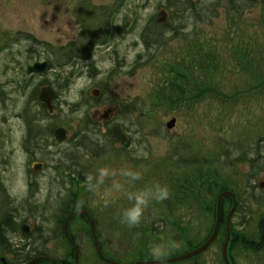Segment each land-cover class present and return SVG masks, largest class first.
Instances as JSON below:
<instances>
[{
  "label": "rangeland",
  "instance_id": "374dc122",
  "mask_svg": "<svg viewBox=\"0 0 264 264\" xmlns=\"http://www.w3.org/2000/svg\"><path fill=\"white\" fill-rule=\"evenodd\" d=\"M115 3L116 0H0V40L5 36V43H8V47L0 53V194L7 192L10 197L2 196L0 205L5 206L6 200H12L13 203H9L6 208L17 214L16 220L20 224L26 220L33 230L34 227L46 230L48 236L49 230H52L50 228H53L51 221L60 208L59 202L66 199L68 192L66 187L69 180L62 184L54 169L65 156L78 152L81 165L90 166L91 161L86 160L94 157L93 150L107 154L91 164V175L98 177V170L103 167L115 170L117 174L106 177L96 190H88L93 191L89 193L88 205L101 208L103 212L111 209L110 207L125 211L134 204V200L128 198L130 194L152 188L158 183L152 170L170 150V141L165 137L167 133L172 140L188 135L211 148L212 140L217 141L220 136L232 140L234 135L237 140L249 121H252L251 126L254 121L258 124L264 122V109L255 110L249 115L241 107L230 115L237 119L236 129L228 118L226 121L222 119V124H216L218 116L225 110L219 107V103L213 102L216 100L211 96L215 94V90L201 85L199 77L203 73L195 71L187 41L175 35L172 29L165 30L166 41L159 46L160 51L155 47L147 48L150 46L142 40V33L148 22L153 18L157 24L168 23L169 18L164 14L162 6V3L165 5V0H121L116 6ZM111 11L114 14H110ZM222 18L217 21L216 29H208L210 33H221L222 27L226 25ZM177 25L180 26V21L176 20L173 26ZM211 36L203 41L215 45ZM219 39L218 46L224 47L222 34ZM79 40L89 46L86 50L76 47L75 53L64 54V57L71 56L70 67L51 68L43 74L27 73V67L35 62L48 61L54 65H59L55 64L59 61L67 62V59L61 57L60 51L63 53L65 46L78 43ZM92 44L95 46H91ZM0 48L3 47L0 45ZM230 49L231 46L226 50ZM221 55V60L236 66L238 53L226 54L221 51ZM228 71L230 77H224L223 81L226 84L230 79L234 83L236 73ZM67 80L69 84H66ZM175 81L190 88L188 94L181 98L185 101L175 99L169 102L159 99L164 93L166 82L168 84ZM41 82L47 83L37 87ZM36 87L39 91L41 88L52 87L57 92L54 117L41 119V123L53 124L52 129L58 126L68 128L70 141L57 144L52 138L51 128L45 133L35 132L29 136L23 106ZM101 89L105 90L103 95L94 96V90ZM201 96L205 98L202 99ZM196 100H199L197 104ZM126 105L132 106L135 111L133 117L125 110ZM91 111L96 114L95 120L86 114H91ZM108 111L111 117L105 119ZM85 116L93 122L87 128L84 126ZM173 119H176V124L168 130L167 124ZM107 120L109 122L106 123ZM115 122L121 124L126 134L132 137L123 158H116L117 150H120L117 145L115 148H107L109 142L112 143L107 127ZM157 126L161 131L157 130ZM81 133L86 134V140L82 139ZM78 143L81 146L77 151L74 146ZM130 158H143L147 161L135 166ZM34 163H41L43 167L35 170ZM237 168L235 170L242 173L248 166L238 164ZM121 169L139 172L143 184H136L141 178L133 180L120 175ZM64 176L72 177L69 170H64ZM235 180H238V185L241 184L240 178ZM114 182L121 184L122 189H113ZM205 192H210V189L205 188ZM79 199L83 202L84 192L79 193ZM29 201L31 202L28 203ZM106 201L109 202L106 204ZM209 204L207 198H201L196 207L192 203V209L186 208L187 204L179 206L180 212L185 209L182 217L186 222L194 223H191L193 230L208 223ZM43 206L47 207L46 211ZM35 207L39 210L36 211ZM78 207L80 206H75L74 210H84ZM256 209L259 214L264 207L258 205ZM168 217L171 219V213ZM87 223V220L78 218L73 223L72 230L78 242L83 243L87 254L95 255L92 238L87 235ZM192 233L189 230L181 234L180 244L183 247L193 243ZM106 234L105 240L112 241L115 249L128 248L124 239L109 237L108 232ZM11 236L15 244L22 241L18 235ZM59 241L47 243L44 246L45 253L57 254L59 259L64 260L68 246ZM182 246H178L179 250ZM46 257L54 259L49 255L37 258ZM201 257V260L191 261L192 264H223L220 244L211 245L202 252ZM55 261L62 264L61 260ZM234 261L236 264H264V252L254 253L241 247L235 252Z\"/></svg>",
  "mask_w": 264,
  "mask_h": 264
},
{
  "label": "trees",
  "instance_id": "16d2710c",
  "mask_svg": "<svg viewBox=\"0 0 264 264\" xmlns=\"http://www.w3.org/2000/svg\"><path fill=\"white\" fill-rule=\"evenodd\" d=\"M118 1L120 2L121 0H116L115 6ZM162 6L169 18L168 23L160 25L152 18V21H149L147 27L143 30L142 40L150 46L147 48L155 47L160 51L159 46L166 41L165 30L172 29L175 35L187 41L190 55L194 59L192 64L195 66V71L203 73L199 77L201 85L204 88L215 90V94H212L211 98L216 100L213 102L219 103V107L225 110L223 114L218 116L216 124H222V119L226 121V118H228L231 125L236 129L237 119L230 116L236 109L242 107L243 112L249 115L255 110L264 109V0H165V5L162 3ZM111 13L114 14V11H111ZM222 14L224 15L223 18L221 17ZM220 18H222L223 22L226 21L221 33L217 31H211L210 33L208 29H216L217 21ZM176 20L180 21V26L174 27L173 23ZM106 24L107 26L109 25L108 17ZM188 30L190 31L188 32ZM221 34L223 42H225L224 47H219L217 44ZM84 35L86 34L84 33ZM210 35H212L210 39L215 40V45L211 42L203 41ZM4 37L0 40V43H2L0 45L3 47L0 48V53L8 47ZM105 38L110 39V37ZM83 42L79 40L78 43L68 45L67 48H64L65 50L61 49L64 52L60 51V55L67 59V62L59 61L55 63L59 65L50 63L48 70L51 68L70 67L69 58L71 56L64 57V54L75 53L76 47L86 50L89 45H84ZM229 46H231V49L226 50ZM221 51H225L226 54L238 53L239 59L235 63V67L229 61L221 60ZM228 70L236 73L237 78L234 83L230 79L229 81L226 80V84L223 81L224 77H230ZM27 73L30 75L35 74L30 73L28 70ZM46 83L41 82L37 87ZM69 83L67 80L66 84ZM37 87L23 106V117L26 119L29 136L35 132L45 133L53 126V124L41 123V119L52 118L54 115L51 116L45 104L39 100L42 88L39 91ZM163 90L164 93L159 96V99L173 102L175 99L185 101V99L181 98L188 94L190 88H185L178 81H175L168 84L166 82ZM100 91L102 95L105 92L104 89ZM193 91L196 92L195 89ZM201 98L203 99L205 96H201ZM198 102L199 100H196L195 104ZM190 104L194 106V104ZM124 108L133 117L132 115H134L135 111H133L132 106L126 105ZM37 110L39 111L37 112ZM251 122L249 121L248 125L246 124L245 130L240 132L237 140H235L234 135L232 140L220 136L217 141L212 140L211 148H207L206 144H202L201 141L196 142V139L193 137L189 138L188 135L172 140L167 133L165 137L170 141V150L161 163L153 167L154 171L152 170V172L160 185L163 181L162 186L169 187L171 195L163 202H151L142 222L135 227H129L122 223L124 211L110 207L111 209L103 212L104 210L101 208L89 207L88 205L89 193L93 192L88 191L89 189L86 186L87 175L91 174V164H94L103 156L106 157L107 154H101L97 150H93L94 157L86 160L91 161L89 162L90 166L81 165L78 152L65 156L60 159L55 170L60 177L58 181H61L62 184L64 181L69 180V184L66 187L68 192L66 199L59 202V211L54 215V219L52 218L53 228H50L52 230H49V236L46 234V230L38 227H34L33 233L22 235L21 224L27 221L24 220L20 224L16 220L17 214L13 210H7L6 207L12 200L11 202L6 200L4 202L5 206L0 205V226L1 223L4 224L0 227V247L4 254L11 256L7 264H28L35 257L42 255H49L55 260H61L62 264H74L75 254L65 238L64 224L67 216L76 209L75 206H80L78 208L86 210L96 222V234L102 252L108 258L124 264H132L139 260L154 261L149 251L151 245L172 240L177 245L179 244L178 246H182L180 244L181 234H185L189 230L193 232V243L190 242L186 247L182 246L180 250L178 247L170 250L169 254L163 259H168L183 251H192L204 244L212 235L215 226V210L213 208L222 193L221 191L226 188L235 190L234 193L238 198L241 196V201L238 199L239 204L231 220L233 234V242L229 249L231 264H236L234 255L240 247L244 246L243 248H246L250 246L251 248H248V250L254 253L264 252V210L259 214L256 213L258 205H263L264 207V122L263 124H258L254 121L252 126ZM92 124L93 122H90L85 116L84 126L87 128ZM217 125L215 126L217 127ZM54 126L56 125L54 124ZM157 130L161 131V128L157 126ZM50 132H52V128ZM87 139L89 140V138ZM84 140H86V136ZM80 143L83 144L84 142ZM80 143L75 144L74 147L80 149ZM88 143L90 144L89 141ZM130 143L117 150L118 157L116 158H123L126 153V147ZM113 145V143L109 142V147L115 148V145ZM93 148L94 144L92 143L91 149ZM130 160L135 166L145 164L147 161V159L145 161L143 158H130ZM238 164L246 165L248 169L243 170L241 173L237 171ZM64 170H69L72 177L64 176ZM236 178L241 180V190L240 186H238V180H235ZM136 184L138 186L142 185L143 179L137 180ZM62 187L65 188L64 186ZM205 188L210 189V192H205ZM80 192H84L83 202H80L79 199ZM2 196L7 198V192L0 194V199L3 200ZM201 198H207L210 202L208 206V223L206 225L201 224L200 229L193 230L191 223H194L191 222L189 224V222H186L182 217L185 209L180 212L179 206L187 204L185 207L192 209V203L196 207ZM222 202L223 211L229 212L232 207V201L226 199ZM43 207L46 211L47 207ZM35 210L38 211L39 209L35 207ZM170 213L171 219L167 218ZM81 218L85 219L84 216ZM237 218L239 219L236 223ZM72 225L73 222L70 224L69 232L72 234L80 251L79 264H108L100 259L97 251L95 255L87 254L86 248L82 246L83 243L78 242L77 236L72 230ZM13 231H16L20 240H22L18 244H15V242L11 243L10 237L12 236L10 233H13ZM107 232L109 237L114 238L116 236L118 239H124L128 248L115 249L112 241L105 240ZM87 235L92 238L90 229ZM225 238L226 226H220L212 245L220 244V248L223 249ZM53 240H60L59 242L62 245L65 246L64 243H66L68 246L67 253L63 256L64 260L59 259L57 254L45 253L46 249L44 246ZM92 241L94 244L93 238ZM256 243H258L259 248L254 246ZM108 244H110L109 247ZM201 255L202 253L183 262L171 264H192L191 261L201 260ZM13 256L15 258H12ZM222 263L225 264L223 258ZM35 264H51V262L42 261Z\"/></svg>",
  "mask_w": 264,
  "mask_h": 264
},
{
  "label": "water",
  "instance_id": "95a60500",
  "mask_svg": "<svg viewBox=\"0 0 264 264\" xmlns=\"http://www.w3.org/2000/svg\"><path fill=\"white\" fill-rule=\"evenodd\" d=\"M164 14L167 15L166 13H164ZM47 68H48V63L47 62L36 63L33 66H30L28 68V71L30 73H42ZM55 98H56V92L51 87L43 88L41 90V92H40V95H39V99L41 100V102H43L47 106V108H48L50 113H53V111H54L53 101H54ZM175 124H176V119H173L170 123L167 124V128L168 129H172L175 126ZM55 137L60 142L66 140L67 137H68L67 130L65 128H63V127L57 128L55 130ZM113 138L117 139L122 144H126L129 141L128 136L123 132V129L120 126L114 127V129H113ZM41 167H42V164H36L34 166L35 170L41 169ZM225 195H230L234 199V196L230 192L224 193L218 198V206H221L222 201H223V197ZM234 204H235V200H234ZM233 211H234V208L230 212L229 217H228V221H227V223H228L227 224V238H226V241H225L224 247H223L225 264H231V261H229V259L227 257V249H228V245H229V242H230V239H231V230H230L229 218H230V215L233 213ZM78 214L84 216L89 222V229H90L92 238L94 240L95 249H96L97 254L100 257V259H102L104 262H107L108 264H122V263H119V262H117L115 260H112L111 258L106 257L103 254L101 246H100V243H99L98 236L96 234V228H95L94 220L90 217L88 212H86L84 210H77V211L73 212L67 218V220L65 221V224H64V235H65L67 241L69 242V244L71 245V247L74 250V254H75V262H74V264H79L80 251H79V248L76 245L75 241L73 240V238L71 237V235L69 233V222L71 221V219L74 216H76ZM219 221H220V216L218 214L217 224H215L214 231H213L212 235L210 236V238L204 244H202L201 246L195 248L194 250L188 252L187 254H185L183 256H180V257H177V258H171V259H169V258L168 259H164V264H171V263L177 262L179 260L189 259V258H192V257L202 253L203 251H205L214 242L215 238L217 237L219 226H220L218 224ZM22 231L24 233H28L29 232L28 228L26 226L23 227ZM1 260H2L3 264H6L5 259H1ZM41 260H48L52 264H60V263L56 262L54 259H52L50 257L35 258L31 262H29L28 264H35V263H37L38 261H41ZM132 264H155V262L151 261V260H144V261L141 260V261H137V262L132 263Z\"/></svg>",
  "mask_w": 264,
  "mask_h": 264
},
{
  "label": "clouds",
  "instance_id": "9594fccd",
  "mask_svg": "<svg viewBox=\"0 0 264 264\" xmlns=\"http://www.w3.org/2000/svg\"><path fill=\"white\" fill-rule=\"evenodd\" d=\"M98 177H94L91 174L87 175L86 186L89 190H96L105 181V178L109 175L115 176L117 173L115 170H109L107 167L100 168L98 170ZM120 175L130 177L133 180L140 179L141 174L131 170L121 169ZM113 189L119 191L122 189V185L119 183H113ZM171 195L168 186H162L157 183L152 188L140 190L134 194L129 195L130 200H134L132 207L123 212L122 223H125L129 227L138 226L145 216L146 211L149 209L151 202H163ZM109 201H106L107 204ZM178 247L177 243L172 240L163 241L150 246V255L153 257L155 264H164V257L169 254L170 250Z\"/></svg>",
  "mask_w": 264,
  "mask_h": 264
},
{
  "label": "bare ground",
  "instance_id": "6f19581e",
  "mask_svg": "<svg viewBox=\"0 0 264 264\" xmlns=\"http://www.w3.org/2000/svg\"><path fill=\"white\" fill-rule=\"evenodd\" d=\"M44 62H47L48 63V67H49V62L48 61H42V62H35L34 64H36V63H44ZM33 64V65H34ZM32 65V66H33ZM100 94H101V91L99 92ZM99 94V95H100ZM62 123V122H61ZM60 127H63V126H58V127H56V128H54V129H52V132H54V137H55V130L57 129V128H60ZM121 127V126H120ZM63 128H65L66 130H67V133L69 134L70 132H69V129L68 128H66V127H63ZM122 128V127H121ZM168 129V128H167ZM168 130H170V129H168ZM55 139H56V141H58L59 143H62V142H65V141H67V140H64V141H62V142H60L56 137H55ZM130 141H132V137H130V138H128ZM130 141H128L126 144H122L123 146L124 145H127V144H129V142ZM107 148H109V144L107 145ZM106 148V149H107ZM37 164H41V163H37ZM42 167H43V164H42ZM41 167V168H42ZM55 169V168H54ZM239 185H241V184H239ZM238 185V186H239ZM263 186V185H262ZM242 189V187L240 186V190ZM222 193L220 194V196L222 195V194H224V193H227V192H230L233 196H234V199L232 198V196H230V195H225L224 197H223V200H226V199H230L231 201H232V207H231V209L229 210V212H224L223 211V205H221V206H218V199H217V202H216V205H215V207L213 208L214 210H215V224H217V218H218V214H219V216H220V221H219V225L220 226H226V238H227V221H228V217H229V214H230V212L233 210V208H234V211H233V213L230 215V218H229V223H230V230H231V239H230V242H229V245H228V249H227V257H228V259H229V261H231V254H230V252H229V249H230V246H231V244H232V240H233V234H232V228H231V220H232V218H233V214L235 213V211H236V208H237V206H238V204H239V200L241 201V196H240V198H238L237 196H236V194L234 193L235 192V190L233 191L232 189H230V188H226L225 190H223V191H221ZM219 196V197H220ZM218 197V198H219ZM239 199V200H238ZM234 200H235V204H234ZM84 211H86V210H84ZM87 212V211H86ZM89 214V213H88ZM90 215V214H89ZM90 217H91V215H90ZM92 218V217H91ZM93 219V218H92ZM89 223V222H88ZM94 224H95V226H96V222L94 221ZM220 226H219V228H220ZM214 228H215V226H214ZM23 229V228H22ZM22 231V230H21ZM214 231V230H213ZM219 231V230H218ZM23 232V231H22ZM24 233V232H23ZM24 234H28V233H24ZM226 238H225V241H226ZM216 239V238H215ZM215 241V240H214ZM225 241H224V243H225ZM214 243V242H213ZM212 243V244H213ZM211 244V245H212ZM210 245V246H211ZM209 246V247H210ZM243 246V245H242ZM254 246L255 247H257V248H259L258 247V243H256V244H254ZM259 246H261V245H259ZM208 247V248H209ZM223 247H224V245H223ZM244 247V246H243ZM241 248V247H240ZM239 248V249H240ZM248 248H251L250 246H247L246 248H244V249H248ZM259 250V249H258ZM249 251H251V250H249ZM190 252V251H189ZM224 250L222 249V258H223V260H224ZM188 253V250L187 251H183V252H181L180 254H178V255H174V256H172V257H169V259H171V258H177V257H180V256H183V255H185V254H187ZM197 256V255H196ZM195 257V256H194ZM35 258H37V257H35ZM34 258V259H35ZM112 260H115V259H112ZM186 259H183V260H179V261H177V262H174V263H180V262H183V261H185ZM42 261H44V260H41V261H38V262H42ZM116 261V260H115ZM139 261H141V260H139ZM37 262V263H38ZM117 262H119V261H117ZM119 263H121V262H119ZM122 264H124V263H122Z\"/></svg>",
  "mask_w": 264,
  "mask_h": 264
},
{
  "label": "flooded vegetation",
  "instance_id": "af4514ba",
  "mask_svg": "<svg viewBox=\"0 0 264 264\" xmlns=\"http://www.w3.org/2000/svg\"><path fill=\"white\" fill-rule=\"evenodd\" d=\"M71 45V44H70ZM91 46H95V45H91ZM97 46H102V45H97ZM68 47V45L67 46H65V48H67ZM100 91L99 90H94V96H98L100 93H99ZM112 111V110H111ZM86 114L90 117V119L93 117V119L94 118H96V114H95V112H92L91 111V114H90V112L88 113V112H86ZM110 111H108V112H106V115L104 116V118L105 119H110ZM95 120V119H94ZM107 122H109L108 120L106 121V123ZM95 124V123H94ZM97 124V123H96ZM116 126H121V124H119V123H117V122H115L114 124H111V126H108L107 127V129H108V132L107 133H109V135H110V139H112V143L114 144V145H117L118 147H121V146H123L122 144H121V142L120 141H118L117 139H114L113 138V129H114V127H116ZM122 127V129H123V132L126 134V132H125V129L123 128V126H121ZM97 131V130H96ZM69 136H71L70 134H68ZM81 135H82V139H84V137H85V135L86 134H83V133H81ZM127 136H128V138H130L129 137V135L128 134H126ZM67 137V139L66 140H69L70 141V137ZM52 138H53V140L55 141L56 139H55V137H54V132H52ZM66 142V141H65ZM65 142H62V143H59L58 141H56V143L57 144H63V143H65ZM37 163H34L33 165L35 166ZM7 198H10L8 195H7ZM0 202H2V199H0ZM31 201H29L28 203H30ZM75 211H77V210H74V211H72V213L73 212H75ZM71 213V214H72ZM70 214V215H71ZM69 215V216H70ZM82 216H80V214H78V215H76V216H74L72 219H71V221L69 222V227H70V224H71V222H73V223H75V221L78 219V218H81ZM67 218H68V216H67ZM66 218V219H67ZM85 218V217H84ZM66 219H65V221H66ZM85 220H87L86 218H85ZM88 221V220H87ZM16 223H17V221H16ZM89 224V223H88ZM4 224L3 223H1V226L0 227H2ZM74 225V224H73ZM24 226H26L27 228H28V234H31V233H33V228H32V226L29 224V223H26V222H23L22 224H21V230H22V228L24 227ZM23 233V232H22ZM70 233V232H69ZM11 235H15V236H17L18 234H17V232L16 231H13V233H10ZM22 235H24V233L22 234ZM70 235H71V237H72V234L70 233ZM73 238V237H72ZM74 240V239H73ZM11 242V241H10ZM11 243H14V241H12ZM11 256L10 255H8V254H4L3 253V251H2V249H1V247H0V262H1V264H3L2 263V260L1 259H5V261H6V264L8 263V260L9 259H11L10 258ZM12 258H15L14 256L12 257ZM52 264V263H51Z\"/></svg>",
  "mask_w": 264,
  "mask_h": 264
}]
</instances>
